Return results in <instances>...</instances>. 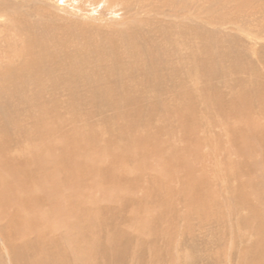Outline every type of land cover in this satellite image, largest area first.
I'll list each match as a JSON object with an SVG mask.
<instances>
[{
	"label": "rangeland",
	"instance_id": "374dc122",
	"mask_svg": "<svg viewBox=\"0 0 264 264\" xmlns=\"http://www.w3.org/2000/svg\"><path fill=\"white\" fill-rule=\"evenodd\" d=\"M6 1L0 103L15 90L6 70L27 61L14 54L23 25L81 49L73 70L112 81L123 76L109 74L108 50L139 14L170 28V45L179 35L192 68L187 87L162 86L151 60L136 61L122 69L137 85L108 87L47 66L0 104V264H264V0H65L71 17L58 0ZM79 6L124 19L82 20Z\"/></svg>",
	"mask_w": 264,
	"mask_h": 264
},
{
	"label": "bare ground",
	"instance_id": "6f19581e",
	"mask_svg": "<svg viewBox=\"0 0 264 264\" xmlns=\"http://www.w3.org/2000/svg\"><path fill=\"white\" fill-rule=\"evenodd\" d=\"M87 1L88 2L92 1L94 3L96 0H90V1L87 0ZM56 2L59 5L60 11H62V13L64 12V14L66 13L68 16L71 17V15L69 14V10L67 9L68 7L65 6V4H63V2H65V0H62V1L58 0ZM67 2H69V0ZM24 3H26V2H24ZM128 3H130V4L131 3H134V4L137 3L138 4L139 0H129ZM6 4H7L6 0H0V14H1V11L6 8ZM71 5L73 6V4H71ZM110 5H111V3H110ZM110 5H109V7H110ZM98 6H99V4H98ZM126 6L128 7L129 5H126ZM136 7H137V5H136ZM56 9H58V8H56ZM74 11L76 12V13H74L75 15L76 14L81 15L82 20H83V18H86V20L94 21V17L96 15L97 16L99 15V17H101L100 18L101 20H110L112 22H116V23L120 24L121 20L124 19V17H122V16L118 17L116 15V13H114V14L116 15L117 18L113 19L112 16L111 17L109 16L112 14L111 12H105V11L99 12V11L94 10V13H91V12H89V10L86 11L85 8L84 7L82 8L81 6L75 8ZM11 13L12 12H10V14ZM134 15L135 16L133 17L132 22H130L131 28H127L125 30L124 29L120 30L119 33H120L121 37L118 38V41L115 42L116 44L113 46L112 49H109L110 47L108 48L109 49L108 52L109 51H115L116 52V54L114 52H110L112 54V56H114V57L109 62V67H108L109 74H112V76H119V77L121 75L124 78L123 79L121 77L120 78L117 77L116 79L114 78V80H112V81L111 80L109 81V79L107 78V75L105 73L104 74L98 73L93 78L90 75V72H80L79 70H73L72 67H74L75 65H77V67H79L80 59L78 57L79 56L83 57L82 55H79L81 53H84L81 49L75 50V52H74V51H72L73 50V47H72V48H70V52L65 53L64 50L66 48H68L69 46L64 44L65 41H63L64 43H61V45H60V49L63 52L62 53L56 46L49 44L50 40H52V39L50 38L49 34L46 33V31L45 32L44 31L43 32L38 31L39 33H41L40 37L38 36L39 38L38 37L35 38V36L38 35V34H36L34 36V38L31 39L30 36H33V35L32 34L30 35V30H28L27 26L22 24L24 27H26L25 28L26 33L29 35V38L25 39L26 44H23L22 46H19L20 44H16L17 46L15 48L14 54H15L16 60H18V61H20L22 59L24 60L23 57L26 56L25 60H27V61L23 62L24 66L21 67V69L17 68L15 71L13 70L14 66L19 67L18 66L19 62L13 63L12 71H9L10 68H8V70L5 69L6 73L8 71L9 75H6L8 78L5 77L7 80H4V81H6L8 83V85H11V86H13V88H15L14 91L11 90L8 94V97H9L8 98V100H9L8 104L12 105L11 101H13V100L18 101V100L22 99L24 97L25 92L27 91L28 85L32 81H40L42 79V76H40L39 74L43 73V71L46 69L47 66L48 67L51 66V68H52L50 74H53L56 78L59 77V80L70 81V82H73V84L84 83L86 85V83H92L93 82L95 84L105 85L108 87H110L113 84L114 85L126 84V85L131 86V85H137V84H134L133 81H129L130 76L127 75L129 77H126L124 75L126 73L123 72L122 68L125 67V65L132 67L134 65L136 66L137 62L138 63H140V62L144 63L146 61L151 60L152 61L150 63L151 67L152 68L155 67L156 69H154V71H151L148 67V71H145V72L146 73H152L155 75V80H154L155 83L154 84H156V83L161 84V85L162 84H174V86H175V84H182V85L184 84L185 87H187V85L190 83L189 77H188V72L192 68L191 63H190L192 60V56H191V52L188 51V49L186 47L187 45L185 46L184 43L182 44V43L178 42V38H179L178 34H176L178 36L176 37L174 42L171 43V45H170L168 43L172 40L170 28L165 27L163 25L156 26L154 22H152L148 19L142 20V16L139 14H134ZM2 16L3 15H0V17H2ZM107 16H109V17H107ZM103 17H106V18H103ZM27 23H29L28 24L29 28H31L30 24L32 25V27H34L33 25H35L37 28L39 26V29H41L40 27L43 26V24H42L43 22H41V21H39V23L35 22L34 24L32 22L31 23L26 22V24ZM151 25L153 27L159 29L160 31H153ZM161 31L165 32L166 36H167V34H169V36L167 37V38H169V41H167V42L164 40L162 41V40L158 39L157 37H155V35L158 32L162 33ZM31 32H33V31H31ZM17 33H19V32H17ZM15 35H16V33H15ZM18 37H21V34ZM167 38H165V40H167ZM20 39H22V38H20ZM157 39H158V41H157ZM71 45L72 44L70 43V46ZM18 47H20V48H18ZM171 48H172V51H169V50H171ZM12 49H14V48H12ZM18 50H20L19 53H18ZM34 51H36V52H34ZM64 56H65V59L70 58L72 56L73 62L71 64H69L68 66H66L64 64L65 63L64 62ZM131 58H133V60L129 61ZM154 59H156L158 61L154 62ZM8 60H10V57ZM167 60L169 61V63L167 62ZM177 60L180 61L181 66H178ZM10 61H12V60H10ZM194 61H197V57H194ZM199 61H200V59H199ZM15 63H17V65H14ZM7 64H12V63L7 62L6 66H7ZM84 64L88 65L89 67L91 66L90 64H88V62H85ZM29 65L31 66V68H28ZM166 65L169 66L170 73H171V71H173L171 74H174V75H173V77L171 75L170 79H168V80H162L160 78V75H159L160 73L158 72V70L160 68L166 66ZM206 65H207V63H206ZM203 66H204V61H203L202 67ZM7 67H9V66H7ZM205 67H203V68H205ZM182 68L184 69L182 75L178 79H174L175 74L180 72L179 69H182ZM34 69H39V71L32 72ZM108 70L105 69V72H108ZM185 70L187 73H185ZM31 75H33V76L31 77ZM75 75H79V76L75 77ZM70 76H74V77H72L73 79H71ZM1 77H2V74H1ZM73 80H76V81H73ZM126 80H128V81H126ZM136 81H140V80H136ZM6 82H4V85ZM162 86H165V85H162ZM6 88L7 87H5V90H6ZM1 96L2 95L0 94V98H1ZM0 100L1 101L4 100L3 97ZM0 104H2L1 106H4V107L8 106L7 103H0ZM5 113H7V111H5ZM2 118H6V117H2Z\"/></svg>",
	"mask_w": 264,
	"mask_h": 264
}]
</instances>
